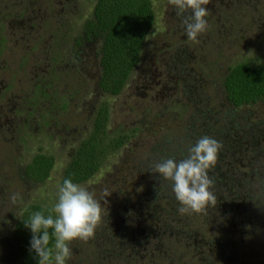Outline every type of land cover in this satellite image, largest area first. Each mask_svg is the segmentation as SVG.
Instances as JSON below:
<instances>
[{
	"label": "rangeland",
	"instance_id": "374dc122",
	"mask_svg": "<svg viewBox=\"0 0 264 264\" xmlns=\"http://www.w3.org/2000/svg\"><path fill=\"white\" fill-rule=\"evenodd\" d=\"M95 1L0 0V264H19L12 234L19 210L53 208L62 171L100 102L108 106L107 137L126 138L78 183L104 211L91 239L71 243L66 264H264L261 225L246 234L216 228V221L229 224L223 190L240 196L237 223L260 210L245 205L248 196L230 176L247 169L237 155L264 154V101L234 107L221 81L228 66L264 65V0H211L199 43L168 0H151L153 24L116 95L97 87L100 40L83 32ZM205 131L222 144L208 173L219 193L201 213L207 222L179 214L172 181L152 172L159 161L187 158ZM37 152L53 158L42 183L23 173ZM13 193L21 197L16 204Z\"/></svg>",
	"mask_w": 264,
	"mask_h": 264
},
{
	"label": "trees",
	"instance_id": "16d2710c",
	"mask_svg": "<svg viewBox=\"0 0 264 264\" xmlns=\"http://www.w3.org/2000/svg\"><path fill=\"white\" fill-rule=\"evenodd\" d=\"M153 24L151 0H96L92 8L91 18L84 23V34L87 37L98 38L99 75L97 87L110 95H116L123 87L131 69L139 60V52L143 39ZM225 99L234 107L264 101V65L255 66L247 63H237L228 66L221 81ZM108 120V106L100 102L96 107L88 133L81 138L73 149L66 163L60 180L71 178L74 183H81L91 178L99 169L105 157L118 149L126 136L117 135L108 138L106 123ZM207 131L204 132V136ZM248 156V157H247ZM247 160V169L243 177L238 179L230 176L231 183L236 186L238 194L247 195L245 205H254L260 210L246 225L236 222V212L242 204L235 192L223 190L228 195V201L222 212L227 218V226L222 221H216V228L234 227V231L246 234L250 225H261L264 228V154H257L256 160L249 159V155L236 156V160ZM259 161V162H258ZM53 165V158L47 154L37 152L25 164L23 173L28 181L42 183L48 178ZM215 193V189L213 190ZM50 208L38 203L25 204L19 210L17 219L13 223L12 234L18 253L19 264H38L36 254L30 250L32 233L25 227L32 213L41 211L49 214ZM207 222L201 213L191 214ZM223 225V226H222ZM263 232V231H262ZM54 242V238H53Z\"/></svg>",
	"mask_w": 264,
	"mask_h": 264
},
{
	"label": "clouds",
	"instance_id": "9594fccd",
	"mask_svg": "<svg viewBox=\"0 0 264 264\" xmlns=\"http://www.w3.org/2000/svg\"><path fill=\"white\" fill-rule=\"evenodd\" d=\"M210 2L168 0L182 17L188 39L195 43H199L198 36L208 29L205 18L210 15L206 8ZM221 148L218 140L205 135L189 149L187 158L180 161L169 158L155 163L152 172L172 181V192L180 205L179 214L204 213L209 206L216 205L214 181L208 173L215 166ZM20 199L19 193L10 196L13 204ZM103 211L101 202L92 192L71 178L64 179L49 214L37 211L25 222L32 233L30 250L36 254L38 264H66L73 255L71 243L91 239L102 221Z\"/></svg>",
	"mask_w": 264,
	"mask_h": 264
}]
</instances>
